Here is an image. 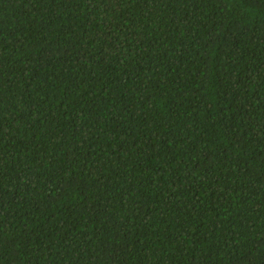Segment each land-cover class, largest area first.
Instances as JSON below:
<instances>
[{"label":"trees","instance_id":"1","mask_svg":"<svg viewBox=\"0 0 264 264\" xmlns=\"http://www.w3.org/2000/svg\"><path fill=\"white\" fill-rule=\"evenodd\" d=\"M0 264H264V0H0Z\"/></svg>","mask_w":264,"mask_h":264}]
</instances>
